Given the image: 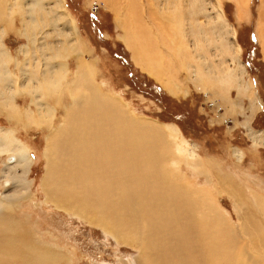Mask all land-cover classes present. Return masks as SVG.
I'll return each mask as SVG.
<instances>
[{
	"label": "bare ground",
	"instance_id": "bare-ground-1",
	"mask_svg": "<svg viewBox=\"0 0 264 264\" xmlns=\"http://www.w3.org/2000/svg\"><path fill=\"white\" fill-rule=\"evenodd\" d=\"M121 1L101 0V4L114 10L134 62L162 88L176 94V78L163 66L162 40L156 44L151 33L142 35L132 15L135 0L134 6L129 0L125 5ZM180 1L150 0V11L161 17L157 29L169 21L168 11L174 13L180 7L182 13ZM65 2L0 0V116L7 124L0 125V158L4 157L0 264H76L54 236L44 237L31 222L17 218L21 200L33 196L28 176L34 159L32 148L17 137V131L34 128L44 132L43 202L98 227L117 244L135 249L132 264H264V195L252 196L249 205L229 178L219 179L218 191L233 200L237 213V223H233L206 187L194 188L180 173V165L202 169L199 155L177 125L136 117L121 96L101 88L94 62L83 57L87 44ZM185 2L188 23L181 18L179 29L167 23L173 32H194L196 56L180 58L182 65L205 90H226L236 84L238 91H245L249 85L243 87L238 80L239 73H245L243 64L238 61L237 69H221L203 53L204 45H213L217 59L228 55L232 62L239 56L235 31H231V41L223 34L228 26L222 9L217 8L215 21L205 17L204 26L195 15L203 13V1L193 11L192 0ZM14 14L21 24L16 31L25 39L15 56L2 41L5 27L1 26L8 17L11 26ZM258 27L264 44V32ZM170 44V50H178ZM69 58L74 59L73 69ZM12 62L16 74L10 69ZM255 103L259 105L256 99ZM263 133L252 132L253 144L264 143ZM235 155L241 158V150Z\"/></svg>",
	"mask_w": 264,
	"mask_h": 264
},
{
	"label": "rangeland",
	"instance_id": "rangeland-1",
	"mask_svg": "<svg viewBox=\"0 0 264 264\" xmlns=\"http://www.w3.org/2000/svg\"><path fill=\"white\" fill-rule=\"evenodd\" d=\"M114 1L119 3L121 0ZM129 1L131 3L134 0ZM185 1H180L183 4L182 13L180 7L179 11L176 9L174 13L167 12L169 21L163 22L165 26L167 23L171 26L175 23L176 28L179 29L180 21L188 23V11L186 12L184 8ZM198 1H203L204 8L203 13L195 14L200 24L205 26L208 20L206 18L210 17L215 21L216 10L220 7L228 26L226 33L223 32L225 38L231 41V31H235V39L241 47L239 56L235 60L230 62L228 55H222L223 58L217 59L213 45H204L207 49L203 47V53L221 69H237L238 61L239 64H243L245 73L242 72L243 75L239 73L238 80L243 87L249 85L244 93L238 91L236 84L226 89L227 92L224 88L205 90L198 86L192 77L193 74L188 73L181 62L187 58L189 60V54L191 59L192 56H196V49L193 46L194 32L191 34L187 29L181 34L173 32L170 26H161V30L157 29L161 17L150 11V0H135V6L132 2L131 6L136 7L132 15L139 23L142 35L146 34L144 35L146 37L151 33L149 36L151 41L162 40L158 48L163 50L162 54L165 57L163 66L170 69L173 77L176 78H174L178 89L176 94H172L167 88H162L153 76L134 62L133 51L124 42V29L117 26L113 9L105 8L101 0H66L65 5L76 22L80 36L87 44V51L83 57L94 62L95 79L101 88L121 96L127 108L136 117L145 116L159 124L177 125L189 147L202 161V169L199 168L198 171L182 163L180 173L194 188L206 187L216 203L227 212L230 220L237 223V213L232 198L226 192L218 191L219 179L229 178L248 199H245L244 203L249 205L252 196L264 195V143L253 144L251 137L254 131L264 132V44H262V34L258 32V26L261 32H264V0H192V11ZM191 19L194 18L191 16ZM1 23L2 28L5 27L2 41L11 55L15 56L17 48L25 42L24 37L16 31L21 24H18L17 15L13 17L11 26L7 24L9 17ZM167 28L169 32L166 31ZM171 32L173 33L171 36H174L172 40ZM189 33L192 36L188 35ZM166 37H169V40ZM158 41L156 44H159ZM168 41L174 43L173 46L178 50L174 49L175 52L170 50L168 46L170 47L171 44ZM69 59L73 69L74 59ZM18 60H22L21 55H18ZM169 64L171 67L167 66ZM10 65V69L16 74L17 70L13 62ZM215 92L219 93L215 94ZM255 99L259 101V105L255 103ZM0 125L7 126L1 116ZM17 137L29 144L34 153L28 176L32 180L33 196L21 200V207L16 213L17 218L31 222V225L38 228L39 233L44 237L50 234L54 236L65 251L76 259V264H132L137 253L135 249L117 244L110 235H105L98 227L87 224L84 220L56 208L51 203L43 202L40 179L44 170V159L41 156L44 132L36 128L21 129L17 131ZM240 150L242 157L237 160L235 152ZM1 159L4 157L0 158V168ZM3 191L0 187V192Z\"/></svg>",
	"mask_w": 264,
	"mask_h": 264
}]
</instances>
